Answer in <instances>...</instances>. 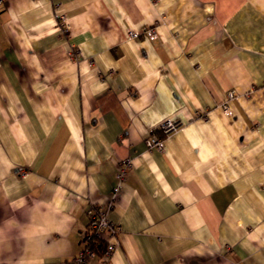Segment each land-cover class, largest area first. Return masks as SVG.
Wrapping results in <instances>:
<instances>
[{"label": "crops", "instance_id": "1", "mask_svg": "<svg viewBox=\"0 0 264 264\" xmlns=\"http://www.w3.org/2000/svg\"><path fill=\"white\" fill-rule=\"evenodd\" d=\"M110 201L108 264H264V0H5L0 264H71Z\"/></svg>", "mask_w": 264, "mask_h": 264}, {"label": "built area", "instance_id": "2", "mask_svg": "<svg viewBox=\"0 0 264 264\" xmlns=\"http://www.w3.org/2000/svg\"><path fill=\"white\" fill-rule=\"evenodd\" d=\"M5 0H0V8L3 6ZM58 24L60 26L66 25L65 15L59 13L57 15ZM150 39L156 37L157 33L152 27H147L143 30ZM129 35H134L135 31L129 30ZM233 92L228 93V99L233 98ZM222 109L229 113V106L227 100L221 105ZM180 127V122L173 119H164L158 126L152 129L145 138V144L149 149L155 148L163 150L164 137L176 131ZM130 165L129 161H124L119 165L116 173L117 182L113 188L111 197H115L119 192L121 182L124 179L127 167ZM112 207L110 201L105 207L90 206L86 210V223L79 236L80 248L73 257L71 264H108L115 247L114 238L118 233V227L111 222L107 217V211ZM99 238L104 242V247L100 252H96L90 245L92 238Z\"/></svg>", "mask_w": 264, "mask_h": 264}, {"label": "trees", "instance_id": "3", "mask_svg": "<svg viewBox=\"0 0 264 264\" xmlns=\"http://www.w3.org/2000/svg\"><path fill=\"white\" fill-rule=\"evenodd\" d=\"M90 245L96 252L99 253L100 250H102V248L104 247L105 244L99 238L93 237Z\"/></svg>", "mask_w": 264, "mask_h": 264}]
</instances>
